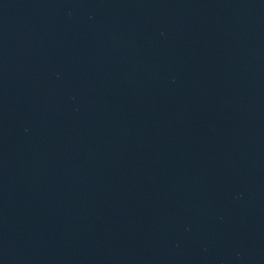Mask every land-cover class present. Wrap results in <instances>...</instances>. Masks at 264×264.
Listing matches in <instances>:
<instances>
[{"label": "water", "instance_id": "water-1", "mask_svg": "<svg viewBox=\"0 0 264 264\" xmlns=\"http://www.w3.org/2000/svg\"><path fill=\"white\" fill-rule=\"evenodd\" d=\"M0 59L89 264H264V0H0Z\"/></svg>", "mask_w": 264, "mask_h": 264}]
</instances>
